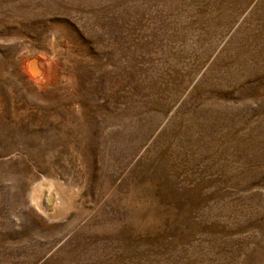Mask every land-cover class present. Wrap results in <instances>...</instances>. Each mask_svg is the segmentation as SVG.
<instances>
[{
  "label": "rangeland",
  "instance_id": "374dc122",
  "mask_svg": "<svg viewBox=\"0 0 264 264\" xmlns=\"http://www.w3.org/2000/svg\"><path fill=\"white\" fill-rule=\"evenodd\" d=\"M0 264H264V0H0Z\"/></svg>",
  "mask_w": 264,
  "mask_h": 264
},
{
  "label": "bare ground",
  "instance_id": "6f19581e",
  "mask_svg": "<svg viewBox=\"0 0 264 264\" xmlns=\"http://www.w3.org/2000/svg\"><path fill=\"white\" fill-rule=\"evenodd\" d=\"M37 68V67H36ZM36 74V73H35ZM33 75H34V73H33ZM53 193V192H52ZM32 201L35 203L36 202V198L33 196V198H32Z\"/></svg>",
  "mask_w": 264,
  "mask_h": 264
}]
</instances>
